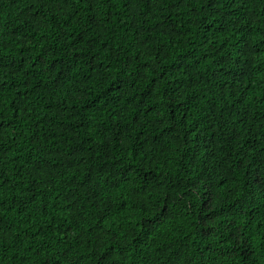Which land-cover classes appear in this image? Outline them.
I'll return each mask as SVG.
<instances>
[{
  "label": "trees",
  "instance_id": "1",
  "mask_svg": "<svg viewBox=\"0 0 264 264\" xmlns=\"http://www.w3.org/2000/svg\"><path fill=\"white\" fill-rule=\"evenodd\" d=\"M0 264H264V0H0Z\"/></svg>",
  "mask_w": 264,
  "mask_h": 264
}]
</instances>
